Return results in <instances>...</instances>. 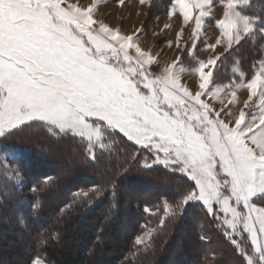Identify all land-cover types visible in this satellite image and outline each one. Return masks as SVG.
Masks as SVG:
<instances>
[{"label": "snow or ice", "instance_id": "obj_1", "mask_svg": "<svg viewBox=\"0 0 264 264\" xmlns=\"http://www.w3.org/2000/svg\"><path fill=\"white\" fill-rule=\"evenodd\" d=\"M217 3L220 37L204 47L214 51L225 40L226 51L198 62L199 84L190 88L181 81L184 68L177 71L191 54L188 44L160 70L158 54L137 42L143 29L123 34L96 18L95 3L0 0V138L25 125L58 130L86 141L93 160L97 145L126 139L146 150L145 168L159 165L187 178L172 203H164V216L173 204L176 211L202 207L241 264H264V64L242 85L249 90L248 111L233 117L231 109L206 102L218 62L245 38L264 37V27L239 10L248 0H168L166 15L178 13L199 36ZM144 211L156 214L147 206ZM145 235L134 244L145 245ZM29 264L46 261L37 255Z\"/></svg>", "mask_w": 264, "mask_h": 264}, {"label": "trees", "instance_id": "obj_2", "mask_svg": "<svg viewBox=\"0 0 264 264\" xmlns=\"http://www.w3.org/2000/svg\"><path fill=\"white\" fill-rule=\"evenodd\" d=\"M167 3L152 0L143 32L166 15ZM239 10L256 28L264 27V0H248ZM205 43V33L198 39L192 33L191 54L179 65L196 69L200 61L194 54ZM261 64L264 37L245 38L218 62L213 86L249 82ZM86 143L35 125L0 138V235L7 232L0 264H29L37 255L49 264H170L181 258L180 264H241L202 207L189 204L176 211L173 204L164 216V203H172L186 177L157 165L145 168L146 150L126 139L105 140L93 149L95 160ZM66 158L68 165L57 166ZM145 206L156 214L146 213ZM148 230L151 238L136 246L135 238ZM183 234L184 250L175 256L171 247Z\"/></svg>", "mask_w": 264, "mask_h": 264}, {"label": "rangeland", "instance_id": "obj_3", "mask_svg": "<svg viewBox=\"0 0 264 264\" xmlns=\"http://www.w3.org/2000/svg\"><path fill=\"white\" fill-rule=\"evenodd\" d=\"M76 2L80 3L82 6H91L93 3L96 4V10L94 15L99 20L104 23L111 25L112 27H117L119 30H127L131 31L132 34L136 33L137 30L143 29L146 26V22L148 19V15L150 12L149 3L152 0H149V3L140 4L139 0H123V4L117 5V3L109 2L107 0H76ZM213 23L210 25L209 21L204 24L203 30L200 34H206V44L215 43L216 39L220 37V29L215 25L214 21L223 18V8L222 4L217 3L214 8L211 10ZM178 13L173 15L171 18L167 15H163L160 17L154 26H149L148 29L143 32L137 42H140V46L146 50L151 51L153 54H158L159 60V69L162 70L165 66L171 64L176 60V56L179 54V57L182 55V52L185 48V45L188 44L190 37L193 33V26L188 23L185 25L183 23L182 18L177 19ZM165 25H169V27H165ZM140 27V28H139ZM181 29H183L181 31ZM179 37V39H178ZM198 39V36H195ZM162 41H164L162 43ZM168 42H171L169 45ZM179 44V47L177 46ZM201 47L195 52V57L206 58L207 61L210 58L218 55L221 52L226 51V41L222 40L220 45H217L216 49L213 51L211 49H207ZM172 53L175 58H168ZM169 55V56H168ZM167 56V58H166ZM196 57V58H197ZM197 58V59H198ZM202 60L203 62H206ZM156 67V65H154ZM182 67L178 65L177 71L179 72V68ZM182 73H179L181 76V81L185 84V86L190 88H195L199 84L198 73L195 69H187L185 67ZM195 71V72H194ZM259 71V70H258ZM257 71V72H258ZM256 72V73H257ZM250 82V81H249ZM244 83L235 84L231 86H212L210 89L206 102L210 105L216 107L217 109L224 108L225 110L231 109V113L233 117L238 116L239 111L243 109L244 111H248L247 108H244V103L247 102L248 89L242 86ZM219 88L220 91L216 92V89ZM229 89L236 93L235 100L232 99ZM215 93V95H213ZM255 99V98H253ZM229 101H232L229 103ZM251 104V102H248ZM27 126V125H25ZM15 131V130H14ZM53 134L63 136V134H57L58 130H50ZM71 136V135H68ZM134 144V143H133ZM96 147H101L97 145ZM139 147V146H138ZM68 158L64 159L63 162L58 163L57 166H65L68 165ZM159 166V165H157ZM154 191V189L150 190ZM148 191H146L147 193ZM133 191H131L130 195H136ZM125 231L121 229L120 235H122ZM146 233H150V235H145V243L151 238V230H148ZM5 235L7 232L2 231L0 235V244H3L5 239ZM186 241L185 234L178 239V242L175 246L171 247V252L177 256L179 253H182L184 250V245L182 242ZM29 253L28 249H24L22 251L23 255H27ZM173 255V256H174ZM13 259H10L11 262ZM44 260V259H43ZM182 258L178 261L174 260L169 262L170 264H180ZM14 261H18V258L14 257ZM45 261V260H44ZM46 264H49L46 262Z\"/></svg>", "mask_w": 264, "mask_h": 264}, {"label": "crops", "instance_id": "obj_4", "mask_svg": "<svg viewBox=\"0 0 264 264\" xmlns=\"http://www.w3.org/2000/svg\"><path fill=\"white\" fill-rule=\"evenodd\" d=\"M212 18H213V17H212ZM189 23L193 26V24H192L191 22H189ZM109 26H111V25H109ZM111 27H112V26H111ZM113 28H117V27L114 26ZM139 28H140V27H139ZM117 29H118V28H117ZM120 31H121L123 34L132 35V33H131L132 30L129 31V32H128L126 29L123 30V31H122V30H120ZM138 43H140V42H138ZM179 54H180V53H178V55L176 56V58L179 57ZM168 56H169V55H168ZM196 57H197V56H196ZM166 58H167V56H166ZM168 58H175V57H173V55H172V53H171L170 56H169ZM197 58H198V57H197ZM205 59H206V58H200V59L198 58V60H199L200 62H203L202 60H205ZM205 61H206V60H205ZM194 72H195V71H194Z\"/></svg>", "mask_w": 264, "mask_h": 264}]
</instances>
